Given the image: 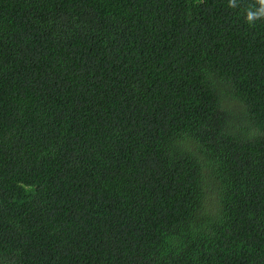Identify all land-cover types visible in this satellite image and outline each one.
<instances>
[{"label": "trees", "instance_id": "obj_1", "mask_svg": "<svg viewBox=\"0 0 264 264\" xmlns=\"http://www.w3.org/2000/svg\"><path fill=\"white\" fill-rule=\"evenodd\" d=\"M0 0V264H264L259 0Z\"/></svg>", "mask_w": 264, "mask_h": 264}, {"label": "clouds", "instance_id": "obj_2", "mask_svg": "<svg viewBox=\"0 0 264 264\" xmlns=\"http://www.w3.org/2000/svg\"><path fill=\"white\" fill-rule=\"evenodd\" d=\"M261 7L258 10H252L251 7L246 9L245 20L252 24L257 19L264 18V0H259ZM228 6L231 8L238 7L237 0H228Z\"/></svg>", "mask_w": 264, "mask_h": 264}]
</instances>
